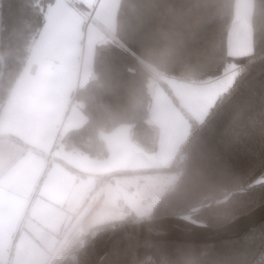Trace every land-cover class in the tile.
I'll return each mask as SVG.
<instances>
[{"label":"trees","instance_id":"1","mask_svg":"<svg viewBox=\"0 0 264 264\" xmlns=\"http://www.w3.org/2000/svg\"><path fill=\"white\" fill-rule=\"evenodd\" d=\"M53 0H0V107L26 60L31 38ZM250 54L231 56L227 36L235 0H120L116 38L96 45L95 77L74 99L85 121L57 138L64 148L103 157L102 131L131 124V136L155 150L159 129L150 119L154 71L194 82L221 76L228 63L238 70L200 121L193 119L170 165L177 177L143 218L96 226L88 234L173 213L214 194L243 185L264 172V0H254ZM264 202V186L233 194L194 217L222 225ZM93 232V233H92ZM72 249L57 264H78ZM99 264H264V220L245 234L215 243L122 236Z\"/></svg>","mask_w":264,"mask_h":264},{"label":"crops","instance_id":"2","mask_svg":"<svg viewBox=\"0 0 264 264\" xmlns=\"http://www.w3.org/2000/svg\"><path fill=\"white\" fill-rule=\"evenodd\" d=\"M76 2L90 18L67 0L47 5L23 68L0 107V264L59 261L104 223L97 218L102 207L117 206L122 196V180L107 178L113 170L108 171L103 160L57 142L61 134L84 123L74 93L95 77V47L114 36L117 28L120 0ZM254 6V0H235L227 36L231 56L254 50ZM237 70L236 64L228 63L221 76L205 82L155 72L150 92L157 81L164 82L200 121ZM128 131L130 126L122 123L108 136L128 143ZM182 140L165 147L167 158L175 156ZM175 177L174 173L173 181ZM155 204L139 203L136 210L145 217Z\"/></svg>","mask_w":264,"mask_h":264},{"label":"rangeland","instance_id":"3","mask_svg":"<svg viewBox=\"0 0 264 264\" xmlns=\"http://www.w3.org/2000/svg\"><path fill=\"white\" fill-rule=\"evenodd\" d=\"M157 82L159 84H156L151 94L150 107V119L159 129L155 150H148L139 141L132 139L130 123H124L130 126L128 143L121 142L118 139L114 142L108 136L110 130H104L101 133L107 146V153L103 157L95 156V158L103 160L104 162L100 163L108 165V171L113 170L108 172V179L117 177V179H120L119 181L122 180L123 185L122 196H120L117 206L107 204L98 212L97 218L104 223L117 222L128 218H143L144 216L136 210L138 204L148 207L155 204L159 197L164 194L167 185L174 182L175 172L160 171L171 164L177 153L176 151L172 159L167 158L165 147L167 145L170 147L172 141L184 140L188 136L193 119L196 120V118L190 115V110L182 101L179 102L172 96V92L164 82ZM161 94L167 98L168 104H165ZM118 138L121 139L120 135ZM179 146L180 143L177 146L178 149ZM175 174L177 177V173Z\"/></svg>","mask_w":264,"mask_h":264},{"label":"water","instance_id":"4","mask_svg":"<svg viewBox=\"0 0 264 264\" xmlns=\"http://www.w3.org/2000/svg\"><path fill=\"white\" fill-rule=\"evenodd\" d=\"M259 186H264V172L246 184L214 194L209 201L204 198L190 207L170 214L120 223L102 229L79 247L76 254L77 262L78 264H99L114 240L126 235L161 241L215 243L245 234L264 220V202L219 226H212L195 218L194 215L226 201L235 193Z\"/></svg>","mask_w":264,"mask_h":264},{"label":"built area","instance_id":"5","mask_svg":"<svg viewBox=\"0 0 264 264\" xmlns=\"http://www.w3.org/2000/svg\"><path fill=\"white\" fill-rule=\"evenodd\" d=\"M68 2H70L73 6H75L78 10L82 11L83 13H85V11L82 9V7L76 2V0H67ZM86 14V13H85ZM87 17H91L89 16L88 14H86ZM110 37H113V38H116L115 36H110ZM156 73H160L159 71H155Z\"/></svg>","mask_w":264,"mask_h":264}]
</instances>
